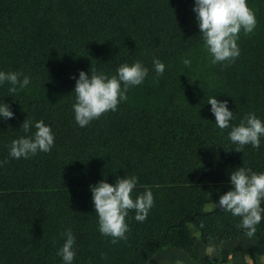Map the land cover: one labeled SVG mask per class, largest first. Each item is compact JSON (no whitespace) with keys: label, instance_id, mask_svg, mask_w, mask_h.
<instances>
[{"label":"trees","instance_id":"1","mask_svg":"<svg viewBox=\"0 0 264 264\" xmlns=\"http://www.w3.org/2000/svg\"><path fill=\"white\" fill-rule=\"evenodd\" d=\"M247 3L260 24L241 33L234 63L213 65L225 81L213 95L227 100L234 92L241 102L233 125L250 112L264 121V0ZM192 6L193 0H0V70L32 80L13 97L8 84L0 86V99L15 113L0 120V161L8 160L0 167V264H63L56 252L69 227L76 236L74 264H152L165 246L203 261L192 249L189 225L200 231L204 248H223L244 235L239 217L204 207L230 189L235 168L264 172V139L259 149H232L230 129L215 126L208 99L198 104L204 103L197 117L166 101L155 110L142 100L120 103L84 128L74 120L71 77L92 67L115 75L125 62L139 60L151 70L159 58L165 93L173 97L180 89L186 96L182 74L171 67L203 44ZM184 101L195 109L194 99ZM25 118L49 125L55 143L48 153L15 160L7 145L25 135ZM133 174L139 178L133 198L150 189L155 203L144 222L130 210L127 240L112 244L98 231L89 185ZM253 238L264 244V219Z\"/></svg>","mask_w":264,"mask_h":264},{"label":"clouds","instance_id":"2","mask_svg":"<svg viewBox=\"0 0 264 264\" xmlns=\"http://www.w3.org/2000/svg\"><path fill=\"white\" fill-rule=\"evenodd\" d=\"M192 12L212 65L228 66L234 63L241 54L238 46L241 31L249 35L257 25L255 14L248 7L247 0H193ZM181 63L189 67L191 60L182 58ZM165 67L159 58H153L151 70L155 81L158 82L163 76ZM148 77L149 68L139 60L120 64L115 75H108L93 67L89 72L80 70L71 77L75 81L72 111L76 124L84 128L103 114L117 111L118 105L127 101L129 89L142 85ZM31 83L28 75L0 70V86L8 84V92L12 97L28 89ZM207 104L215 118V126L221 131L230 129L228 140L234 145L232 149L243 152L247 145L254 149L261 147L264 121L255 113L246 114L239 124L233 125L231 122L234 112L228 107L227 100L213 96L208 98ZM14 117L11 105L0 99V120L8 121ZM20 129L25 135L13 139L7 145L8 156L12 159L26 160L38 153H48L54 147L55 135L43 120L25 118ZM6 163L7 159L0 161V167ZM138 182V176L133 174L123 178L116 177L112 183L102 179L89 185L91 202L98 218V231L111 238L112 244L127 240L129 225L126 217L130 210H134L137 222H144L154 206V195L150 189H145L133 198V190ZM228 183L230 189L219 195L214 207L233 217H239L236 227L242 229L247 238H253L257 226L264 219V172L257 173L251 168L237 167L228 173ZM60 238L63 239V244L57 249L56 255L63 264H74L77 254L76 236L69 227L60 233ZM216 252L215 246L210 245L204 254L211 261Z\"/></svg>","mask_w":264,"mask_h":264},{"label":"rangeland","instance_id":"3","mask_svg":"<svg viewBox=\"0 0 264 264\" xmlns=\"http://www.w3.org/2000/svg\"><path fill=\"white\" fill-rule=\"evenodd\" d=\"M249 8L254 12L257 20L256 26H258L260 24V20L257 9L255 7L253 8L252 6ZM241 33L243 32L241 31ZM183 58H189L191 60V65L189 67H185L181 63L182 58H180L179 60L176 61L174 67L173 66L171 67V69L179 70V72L182 74L181 77L183 83L180 87L187 94L186 96L181 97L182 91L180 89H177L173 97L170 96L169 92L165 93V89L168 82L166 81L163 82L162 77L158 79V82L155 81L153 79L154 73L151 70H149V77L146 78L145 82L142 85L129 89V92L127 94L128 99L124 103L142 104V100H147L150 101L151 103H154L153 106H155V110L156 109L159 110L160 107H162V102L166 101L167 104L170 106V108H174L178 111L187 112L190 113L193 117H197L199 115L197 106L203 107L204 103H201L200 105L198 104L201 101L206 100L211 96H215L213 94L219 93L225 88L223 85L225 84L224 76L222 74H219L218 72H215L213 65L210 63V56L207 50L204 48L203 44L201 45L199 51L191 52ZM233 93L234 92L231 93V97L227 99V101L229 102L230 110L234 112V116H235L236 113L241 114L240 112L241 102L236 101V98L233 96ZM186 98L194 99L196 101V103H193V108H195L194 110L190 109L189 107L184 108L186 106H191L192 104V103H186L184 101V99ZM214 203L215 202L207 203L204 207V212L215 211L216 209L214 207ZM189 229L191 233L194 236H196L195 245H193L192 247V249L195 250L199 242L202 241L201 234L200 231L193 225H189ZM240 236H245V235H240ZM254 240L255 239H253V241ZM248 244L249 243H247V245ZM235 245L236 242H232V241L229 242L230 247H235ZM171 247L172 246H165L161 248L157 253L158 255L150 259L152 261V264H169L167 262H163L162 260H160L159 256H162L163 254L162 252L164 251V249L169 250V248ZM254 258L255 260L252 261V263L250 264H264V255H262V253L257 254V251H255Z\"/></svg>","mask_w":264,"mask_h":264},{"label":"crops","instance_id":"4","mask_svg":"<svg viewBox=\"0 0 264 264\" xmlns=\"http://www.w3.org/2000/svg\"><path fill=\"white\" fill-rule=\"evenodd\" d=\"M247 238L246 236H240L236 241L235 247H230L229 243L224 245L223 248L218 247L216 256L213 260L209 261L205 256V249L203 242H199L195 251L199 254L203 260H194L190 255L181 250H164L160 260L169 264H250L255 260L254 252L262 253L264 255V244L258 239ZM247 243H249L247 245Z\"/></svg>","mask_w":264,"mask_h":264}]
</instances>
